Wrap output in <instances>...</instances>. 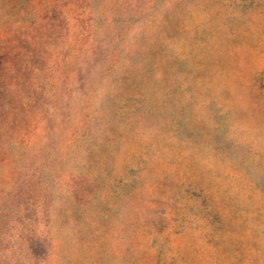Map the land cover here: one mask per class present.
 Returning <instances> with one entry per match:
<instances>
[{"label":"rangeland","instance_id":"1","mask_svg":"<svg viewBox=\"0 0 264 264\" xmlns=\"http://www.w3.org/2000/svg\"><path fill=\"white\" fill-rule=\"evenodd\" d=\"M0 264H264V0H0Z\"/></svg>","mask_w":264,"mask_h":264}]
</instances>
